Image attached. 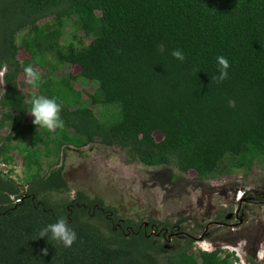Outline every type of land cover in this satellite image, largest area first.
<instances>
[{
	"label": "trees",
	"instance_id": "1",
	"mask_svg": "<svg viewBox=\"0 0 264 264\" xmlns=\"http://www.w3.org/2000/svg\"><path fill=\"white\" fill-rule=\"evenodd\" d=\"M68 25L72 33L63 41ZM177 49L183 61L172 56ZM218 56L230 64L220 83L213 79ZM33 64L48 76L24 92L18 79ZM65 64L80 70L59 75ZM0 70V131L8 129L0 163L24 166L25 173L17 181L12 169L0 171V264L239 260L219 249L197 255L192 242L170 249L98 197H73L62 157L99 141L130 161L194 170L201 178L252 169L264 159V0H0ZM77 82L96 83L92 107ZM33 92L61 105L63 129L51 133L33 116L27 120ZM60 218L77 233L71 248L38 239Z\"/></svg>",
	"mask_w": 264,
	"mask_h": 264
},
{
	"label": "rangeland",
	"instance_id": "2",
	"mask_svg": "<svg viewBox=\"0 0 264 264\" xmlns=\"http://www.w3.org/2000/svg\"><path fill=\"white\" fill-rule=\"evenodd\" d=\"M70 30L71 26H66L63 41L70 38V33H72ZM22 56L23 54L20 52L18 58L21 59ZM31 66L39 71L41 78H47L48 75L43 69L34 64ZM79 70V65L65 64L61 66L58 74H76ZM3 73L4 70H0V98L6 90ZM18 82L24 92L30 88V85L26 83L24 72L20 73ZM76 87L83 91L84 100L92 107L90 94L95 91L96 83L77 82ZM93 108L99 115L100 108L95 106ZM30 118L29 114L27 120ZM7 133L8 129L0 131V139ZM162 137L160 132H155L157 140ZM14 143L16 144L17 141ZM56 158L55 155H52L49 160L52 161ZM1 164L7 163L2 161ZM62 164L64 175L70 185L71 195L80 189L92 197L102 198L106 205L115 209L119 216L126 219L141 222L155 220L174 225V230L182 229L183 232L196 237L193 249L197 254L200 250L220 248L223 250L221 256L230 252L239 258L234 264H264L257 260V255H254L250 249L244 247L247 242L245 238L241 237L237 243L235 238L238 235L236 234H232V237L227 241L206 237L202 229L205 223L201 222L203 217L206 223H213L215 219L212 212L207 216L208 198L212 190H217L221 195L213 196V202L219 208V217L225 218L231 208L237 207L238 202L236 201L238 196H241L246 197L243 204L248 205L245 210L246 217L242 230L250 228L254 224L259 225L261 218L264 222V205H262L264 203V159L262 158L255 162L250 170H238L216 179L200 178L194 170L182 172L175 166H146L130 161L125 151L95 141L82 149L69 148L66 150L65 156L62 157ZM8 166L13 171L11 174L8 173L10 177L17 181H21V178L25 177L24 170H21L22 166L16 167L15 164ZM0 169L5 175L4 171H7L8 167L0 166ZM84 169L86 171L83 173H88V175L82 178L81 170ZM96 174L99 176L95 178ZM99 179L101 181L98 184ZM200 183L214 189H195V186ZM192 187L194 189H191ZM224 189L227 191V193L224 192V196L226 194L228 196L227 199L223 197V194H220V191ZM198 198L203 200V206ZM250 202L255 203L249 204ZM230 222L234 224L238 220L233 219ZM229 228L226 229L227 232L230 230ZM247 244L249 245L251 242H247ZM261 246H264V240L260 243L259 249Z\"/></svg>",
	"mask_w": 264,
	"mask_h": 264
},
{
	"label": "flooded vegetation",
	"instance_id": "3",
	"mask_svg": "<svg viewBox=\"0 0 264 264\" xmlns=\"http://www.w3.org/2000/svg\"><path fill=\"white\" fill-rule=\"evenodd\" d=\"M3 76H4V73H3ZM5 129H7V128H5ZM0 141H1V139H0ZM213 179H216V178H213ZM195 187H196L195 189H214V188H209L207 186H204L201 183L199 185H196ZM191 189H194V187H192ZM224 192L227 193V191H225V189H224V190L220 191V194H223V197H225L227 199L228 196H227V194H226V196H224ZM204 193H205V191H204ZM215 194L219 195L217 190H212L210 193V196L208 198L209 206H208V212H207V216L210 214V212L214 213V216H215L214 220L215 221L213 220V223L212 222L206 223L204 217L201 219V222L205 223V225L202 228L204 230L203 234L206 237H214L213 239H215V240L217 239L218 241H227L229 238L232 237V234H236L238 236L235 238V241L237 243H239V240L241 239V237L245 238L247 240V242L248 243L251 242V244L248 245L246 242V245H244V247L246 249H250L253 252V254L256 255L257 251L260 247V243L264 240V222L262 221V218L260 219L259 225L254 224V226L242 230V226L245 222V217H246V211L245 210H246V208H248L247 204H243L246 201L245 200L246 197L238 196V199L236 201V202H238L237 203L238 206L235 208H231L230 211L228 213H226L227 214L226 217L221 218V217H219V208L213 202V196ZM219 196H221V195H219ZM198 200H200V203L203 206L204 205L203 200L201 198H198ZM254 203L255 202H250L249 204H254ZM262 205H264V203H262ZM111 216H112V212H109L107 215V219H110ZM233 219H237L238 222L233 224L232 222H230ZM151 221H144V222L139 221V222H141L140 228H144V232L147 236H151V235L154 236L155 239H157L161 243H163L165 245V247H169L170 249L176 250V249L182 248V246L185 245L186 243H189V242L194 243L195 242L196 237H194L190 233L183 232L182 229L174 230L175 229L174 225H170L168 223H162V222L161 223L165 224V225H161V224H158L159 223L158 221H156L154 223H152ZM213 226H215V227L212 228ZM116 227H121V225L118 224V225H116ZM227 228L230 229L228 232L226 231ZM126 229L128 232L133 231L132 226H127ZM240 230H242V231H240ZM225 231H226V233H225ZM215 233H217V234H215ZM193 248H194V245L192 246V251L195 252V250ZM217 249L221 250V253L223 252V250L220 248H216L213 250H200V251L213 252L214 250H217ZM199 252H198V254H199Z\"/></svg>",
	"mask_w": 264,
	"mask_h": 264
},
{
	"label": "clouds",
	"instance_id": "4",
	"mask_svg": "<svg viewBox=\"0 0 264 264\" xmlns=\"http://www.w3.org/2000/svg\"><path fill=\"white\" fill-rule=\"evenodd\" d=\"M160 50L163 51V45L160 46ZM172 56L180 61L185 59L183 52L179 49L174 50ZM217 63L219 66V75L213 79H215L217 83H220L228 79L230 64L228 59L224 56H218ZM23 71L26 83L34 89L38 88L41 83V74L39 71L34 69L31 65L24 66ZM27 112L34 117L33 124L36 125L39 130L45 129L48 132L55 133L57 129H63L65 127L64 121L60 115L61 105L57 103L55 98L36 95L35 92H33L31 96V108ZM72 195L74 197L75 193L73 192ZM45 237H47L48 240L50 239L62 244L65 248H71L78 239L77 233L69 226L65 218H60L55 223H51L40 230L38 239ZM43 252L46 255L47 249H44ZM256 255L258 261L264 262V246L258 249Z\"/></svg>",
	"mask_w": 264,
	"mask_h": 264
},
{
	"label": "water",
	"instance_id": "5",
	"mask_svg": "<svg viewBox=\"0 0 264 264\" xmlns=\"http://www.w3.org/2000/svg\"><path fill=\"white\" fill-rule=\"evenodd\" d=\"M72 149H74V148H72ZM82 171V178H84V176L85 175H88V173H83V171H86L85 169L84 170H81ZM92 175V174H91ZM94 176V175H93ZM97 176H99L98 174H96V176H94L95 178L97 177ZM63 177L66 179V177H65V175H64V169H63ZM66 181H67V179H66ZM100 181H101V179H99L98 180V184L100 183ZM67 183H68V185H69V182L67 181ZM69 187H70V185H69ZM77 191H82V192H84L86 195H88L85 191H83V190H77ZM76 191V192H77ZM88 196H90V195H88ZM90 197H92V196H90ZM94 197H98V196H94ZM99 199H101V200H103L102 198H100V197H98ZM104 203H105V201H104ZM108 206V205H107Z\"/></svg>",
	"mask_w": 264,
	"mask_h": 264
},
{
	"label": "built area",
	"instance_id": "6",
	"mask_svg": "<svg viewBox=\"0 0 264 264\" xmlns=\"http://www.w3.org/2000/svg\"><path fill=\"white\" fill-rule=\"evenodd\" d=\"M0 166H3V167L7 166L8 169H7V171H4V172H5V173H9L10 167H9L7 164H0ZM0 170H1V169H0Z\"/></svg>",
	"mask_w": 264,
	"mask_h": 264
}]
</instances>
